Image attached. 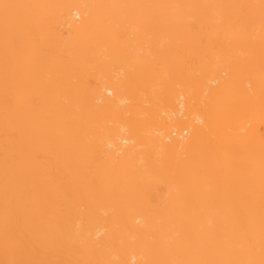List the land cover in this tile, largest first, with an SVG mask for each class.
<instances>
[{"label":"bare ground","instance_id":"bare-ground-1","mask_svg":"<svg viewBox=\"0 0 264 264\" xmlns=\"http://www.w3.org/2000/svg\"><path fill=\"white\" fill-rule=\"evenodd\" d=\"M0 264H264V0H0Z\"/></svg>","mask_w":264,"mask_h":264},{"label":"snow or ice","instance_id":"snow-or-ice-1","mask_svg":"<svg viewBox=\"0 0 264 264\" xmlns=\"http://www.w3.org/2000/svg\"><path fill=\"white\" fill-rule=\"evenodd\" d=\"M5 7H7V6H5Z\"/></svg>","mask_w":264,"mask_h":264},{"label":"rangeland","instance_id":"rangeland-1","mask_svg":"<svg viewBox=\"0 0 264 264\" xmlns=\"http://www.w3.org/2000/svg\"><path fill=\"white\" fill-rule=\"evenodd\" d=\"M185 135V134H184Z\"/></svg>","mask_w":264,"mask_h":264}]
</instances>
